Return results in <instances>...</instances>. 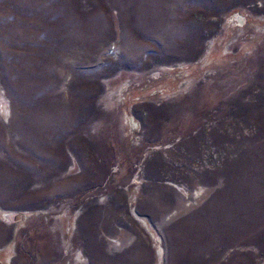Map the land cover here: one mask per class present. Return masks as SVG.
Segmentation results:
<instances>
[{"label": "rangeland", "instance_id": "1", "mask_svg": "<svg viewBox=\"0 0 264 264\" xmlns=\"http://www.w3.org/2000/svg\"><path fill=\"white\" fill-rule=\"evenodd\" d=\"M0 264H264V0H0Z\"/></svg>", "mask_w": 264, "mask_h": 264}, {"label": "crops", "instance_id": "2", "mask_svg": "<svg viewBox=\"0 0 264 264\" xmlns=\"http://www.w3.org/2000/svg\"><path fill=\"white\" fill-rule=\"evenodd\" d=\"M1 250V249H0Z\"/></svg>", "mask_w": 264, "mask_h": 264}]
</instances>
